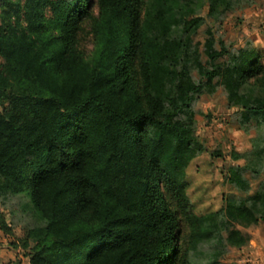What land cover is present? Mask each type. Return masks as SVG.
<instances>
[{
	"label": "trees",
	"instance_id": "obj_1",
	"mask_svg": "<svg viewBox=\"0 0 264 264\" xmlns=\"http://www.w3.org/2000/svg\"><path fill=\"white\" fill-rule=\"evenodd\" d=\"M179 1L1 0L0 200L28 198L30 264H222L249 242L235 224L264 222V184L249 204L195 211L187 173L207 149L194 102L221 83L240 127L261 128L264 61L261 48L218 50L209 31L203 62L202 20L181 21ZM225 178L250 187L238 170Z\"/></svg>",
	"mask_w": 264,
	"mask_h": 264
},
{
	"label": "rangeland",
	"instance_id": "obj_2",
	"mask_svg": "<svg viewBox=\"0 0 264 264\" xmlns=\"http://www.w3.org/2000/svg\"><path fill=\"white\" fill-rule=\"evenodd\" d=\"M12 1L24 3V0ZM176 11L181 21L201 18L192 40L199 46L203 62L207 59L203 49L209 31L214 35L218 50L221 44L233 53L245 47L261 48L259 53L264 61V0H180ZM179 30H182V25ZM82 45L89 53L93 46L92 37L85 35ZM198 77L195 74V78ZM2 103L0 111L3 105H7L6 100ZM194 109L196 135L207 149L190 164L187 173L196 213L203 214L223 207V197L244 200L249 204V198L264 184V154L261 173L255 174L249 169V163L255 159L254 151L264 149V125L257 127L255 120H251L248 130L242 129L237 110L229 106L227 92L221 83L213 93L199 96L194 102ZM215 151L220 155H212ZM245 152L248 155L238 159L232 155ZM234 170L249 181L248 190L237 188L225 178ZM27 201V197L10 195L5 201L0 200V215L5 217L11 229L10 233H6L0 228V264H30L29 251L22 246L31 221V216L23 211ZM235 228L249 236V242L242 248L228 246L221 263L264 264V222L259 221L250 227L235 224ZM193 259L200 263L204 261L199 257Z\"/></svg>",
	"mask_w": 264,
	"mask_h": 264
}]
</instances>
